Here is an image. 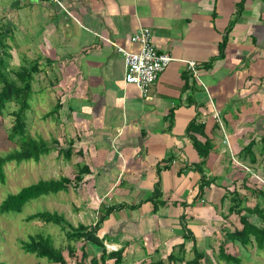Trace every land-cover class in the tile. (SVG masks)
I'll return each mask as SVG.
<instances>
[{"label": "crops", "instance_id": "obj_1", "mask_svg": "<svg viewBox=\"0 0 264 264\" xmlns=\"http://www.w3.org/2000/svg\"><path fill=\"white\" fill-rule=\"evenodd\" d=\"M63 1L71 15L44 0H0L6 43L14 37L18 53L33 55V92L46 77L42 91L55 94L47 113L59 104L58 112L46 118L68 127L62 139L71 156L82 154L95 174L97 217L115 206L97 231L107 250L122 249L134 264H186L194 245L213 249L218 229L238 227L230 193L238 191L245 207L249 176L264 177V0L244 1L221 56L240 0ZM140 26L172 57L146 96L124 82L117 49L136 50L129 37ZM194 140L210 145L203 163ZM197 164L207 180L201 191ZM156 182L162 194L154 211L147 198ZM183 224L191 238L183 239Z\"/></svg>", "mask_w": 264, "mask_h": 264}, {"label": "rangeland", "instance_id": "obj_2", "mask_svg": "<svg viewBox=\"0 0 264 264\" xmlns=\"http://www.w3.org/2000/svg\"><path fill=\"white\" fill-rule=\"evenodd\" d=\"M4 6L5 5L2 4L0 5V8H4ZM2 16V11L0 10V23L4 24V18ZM15 34L16 36L18 35L16 31ZM8 43H10V57L8 59L9 69H16L20 64L23 66L33 62L30 61L32 60L31 58H34L33 55H31V52L18 53L16 51L14 37L13 40L7 39V44ZM17 49L19 48L17 47ZM22 57L24 59L23 61ZM46 81V77L37 79V83L35 85L36 90L33 92V100L31 101L32 109L28 113V133L33 136H41L48 142H50L52 138H56V141L59 143L58 146L66 148L68 142L66 140L64 141L62 138L63 136L65 137L64 134L66 132L69 133L68 127L66 126V128L63 129L61 125L57 126V123L53 121L51 117H47L45 119L42 118V116L47 114L48 110L51 109L55 99V94H49L42 91V86L46 84ZM13 107V105L9 104L8 110L4 111V115L1 119L0 154L7 153L15 146L6 138V130H8L13 123V116L11 115ZM74 153L75 155H70L69 158H65L63 154H58L55 149L49 154L41 156L38 161L33 159L21 161L20 163L13 161L5 165L4 171L6 178L3 184L0 183V202L8 194L16 193L22 187L35 183L40 179L57 180L60 177H67L71 180V183L68 184L67 190H61L57 193H49L48 195H42L38 198L31 199L24 205L22 211L19 213L8 212L0 214V264H59L50 263L45 258H38L34 254L23 251L20 245V240H26L29 235L36 233H42L43 235L48 236L51 239V243L55 247L63 250V255L66 260L65 264H76L75 260L79 259L81 256L80 247L83 240H68L65 235V231L60 225L45 223L40 220H25V218L30 214L48 210L56 211L62 214L66 219V222L73 226H76L78 223L86 225L94 223L96 220L95 218L98 215V213H96V207L98 203L101 202V198H99L96 194V190L92 186V180L96 176L92 172H86L83 174L82 180L77 181L74 178L79 171V167L84 165V160L87 161V159L83 160L82 154L78 155L76 151ZM76 163L78 165H76ZM232 184L233 183L228 184L231 189L235 187V185L232 187ZM249 184H251L249 185L251 188L254 185H257L259 188L264 190L263 175L254 171L253 175L251 174L249 176ZM249 186L245 187L246 190H242L241 199L242 201L243 197L246 199L244 202V205H246L245 210L246 208H253V205L256 203L259 205L258 207L260 209L264 210L263 198L252 195L251 188ZM236 192L238 193V191ZM105 198L107 199V197ZM238 201L240 202V199H238ZM234 202H236V200ZM245 210H242L244 212L242 215L246 216L247 220L255 224H259L258 214H249L250 212L248 213ZM237 215L233 214V219L230 218L231 225L241 227L239 221L240 218ZM185 221L187 222L188 220ZM224 224H226V222L217 224L216 229H218L217 226H223ZM187 226L188 225L185 224L186 228H188ZM231 227L232 226H230L229 229H231ZM218 231V235L217 232H215V237H211V239L214 240L210 244H212L211 246L214 248H209L205 251V254H208V256L206 255V258L202 260L203 264H264V248L259 250L255 244L244 248L237 242L231 243L225 241L226 251L239 257L240 263L231 261L226 262L225 260L220 259L219 256H217L218 246L220 242L224 241V234L220 232V229H218ZM67 244H71L75 247V254L73 256L67 253ZM104 245L106 249H111L106 245V243H104ZM205 245L206 241H203V243L199 245L200 249H206ZM145 251H147L146 246L143 248V252ZM174 252H176V250ZM192 253L193 250L191 249V259L193 257ZM92 254L93 251L90 250V255H88V257L84 260V264H90V257ZM187 255L189 256V252ZM136 262L137 261L133 258L130 260L129 258H126L124 260L125 264H134ZM181 262L183 261L181 260ZM105 264H112V260H107ZM181 264H184V262Z\"/></svg>", "mask_w": 264, "mask_h": 264}, {"label": "trees", "instance_id": "obj_3", "mask_svg": "<svg viewBox=\"0 0 264 264\" xmlns=\"http://www.w3.org/2000/svg\"><path fill=\"white\" fill-rule=\"evenodd\" d=\"M245 0H240L237 4L236 15L226 28V33L222 37L219 43V55L221 56L228 41V33L231 31L233 24L237 20L240 11L243 9ZM7 33L9 30H0V124L4 111L8 110V105L11 104L14 107L11 110L13 116V123L8 130H6V138L12 142L15 146L7 153L0 154V183L5 182L4 167L9 162H17L35 160L38 161L43 155L49 154L52 150L57 151L58 154H63L65 158H69L71 155V147L58 146L59 143L56 139L52 138L50 142L43 139L41 136H33L28 133V113L31 111V101L33 100L32 81L34 79V73L37 70V63L31 62L28 65L20 66L16 69H9L8 59L10 57V46L6 43ZM8 49V50H7ZM59 104L56 108L51 110L46 115L57 113ZM57 144V145H56ZM194 146L197 148L200 157L203 159L199 163H203L204 159L208 155V149L210 145L208 142L200 143L196 140L193 141ZM264 144V140H263ZM253 145V142L249 143V147ZM245 150V149H244ZM248 155L254 159L251 148L246 151ZM200 170V182L199 190L207 185L206 174L201 170V164L195 165ZM79 171L75 175L77 181L82 180L83 174L88 172L89 169L86 166L79 167ZM159 171V168L157 167ZM71 180L67 177H60L59 179H40L35 183L22 187L16 193L8 194L0 202V214L22 211L24 205L31 199L38 198L42 195H48L49 193H57L61 190H67L68 184ZM236 191L231 192L230 212H236L240 216L241 227H234L231 231L224 233V241L220 242L218 247V254L220 259L226 262L240 263V258L226 251L225 241L231 243H239L244 248L249 245H256L257 249L262 250L264 248V210L260 209L258 204H254L253 208L240 207L238 201L239 194ZM161 189L159 182L154 185L151 195L147 198L154 204L153 210L156 211L159 205L161 197ZM251 194L254 196H260L264 200V190L261 188H251ZM227 194L224 195V197ZM236 200V202H234ZM234 202V203H233ZM115 206H110L101 210L102 212L97 217V220L86 225L78 223L76 226L66 222L64 216L56 211H38L28 215L25 220H40L45 223H54L60 225L65 231V235L68 240H83L81 245V256L76 259V264H84V260L90 255V250L93 254L90 257V264H105L107 260H112V264H124L123 250L117 249L114 251H108L104 245V239L97 235V231L101 227V223L105 216L114 209ZM247 211L249 214L257 213L259 224H255L246 219L241 213ZM242 211V212H241ZM184 215L181 216L183 219ZM65 223V224H64ZM66 225V226H65ZM183 239L191 238L192 232L190 229L182 225ZM20 245L24 252L34 254L38 258H45L50 263L65 264L66 260L63 255V250L55 247L51 243V239L42 233H36L29 235L26 240L21 239ZM183 250V242L178 245ZM67 253L69 255L75 254V247L71 244L66 246ZM174 251V250H173ZM194 255L192 259L188 260L186 264H202V260L205 259V251L198 250L196 246L193 247ZM175 252L170 253L168 259L175 257ZM170 257V258H169ZM146 264H162L160 260L150 261Z\"/></svg>", "mask_w": 264, "mask_h": 264}, {"label": "built area", "instance_id": "obj_4", "mask_svg": "<svg viewBox=\"0 0 264 264\" xmlns=\"http://www.w3.org/2000/svg\"><path fill=\"white\" fill-rule=\"evenodd\" d=\"M55 4L65 14L71 15L63 0H44ZM137 45L136 50H127L120 46L118 51L123 57L125 72L124 82L136 86L146 96L159 74L165 70L172 57L156 48L150 28L140 26L129 37ZM194 62L190 61V69ZM194 70V69H193ZM233 161H236L233 158Z\"/></svg>", "mask_w": 264, "mask_h": 264}]
</instances>
